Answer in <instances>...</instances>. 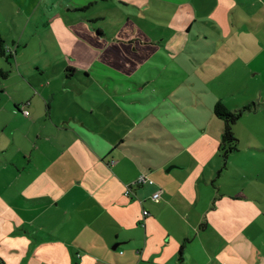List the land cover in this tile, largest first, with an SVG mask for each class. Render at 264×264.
I'll list each match as a JSON object with an SVG mask.
<instances>
[{"label":"crops","instance_id":"0c3cea01","mask_svg":"<svg viewBox=\"0 0 264 264\" xmlns=\"http://www.w3.org/2000/svg\"><path fill=\"white\" fill-rule=\"evenodd\" d=\"M61 1L42 0V17L60 14ZM63 1L72 2L78 11H90L78 18L91 25L93 16L100 18L96 15L100 11L89 9L107 0ZM190 1L123 0L125 7L133 9L126 12L124 23L144 14L154 19L139 21L179 24L181 21H175L171 14H181L183 9L193 12ZM82 6L87 7L79 9ZM0 7L12 8L13 3L0 0ZM84 27L87 28L85 23ZM16 28L14 17H0V35L7 49L14 52L10 63L0 56V70L7 71L5 77L0 75V248L18 256L19 248L26 246V254L18 256L23 264H244L236 252L242 246L244 232L264 227V206L260 203L264 201L263 97L224 104L229 110L253 105L234 123L238 149L223 158L220 170L210 159L211 154L220 158L218 144L223 125L216 122L220 119L213 111L208 114L216 125L209 134L206 127H196L194 121L173 110L163 98L156 115L164 136L169 137L164 152L172 155L152 166L127 153L128 148H141L126 142L129 130L123 127L127 116L122 112L126 109L115 106L116 120H120L117 129L111 126V117H99L94 109L88 113L90 122L73 115L67 117L66 110L56 114L52 111V100L58 93L55 87L68 88L61 77L67 68L72 69L66 78L82 71L101 86L96 89L115 101L128 100L123 96L128 81L122 77L126 70L124 58L131 57L132 46L140 51L137 41H149L132 35L125 26L111 34L102 27H88L95 31L93 42L80 40L92 56L90 63L83 68L65 65L56 73L59 80H54L44 79L41 64L24 66L18 62V48L23 42L18 33L17 39L14 37ZM33 34L34 31L30 33ZM27 45L24 42L22 48ZM108 55L122 56L121 65L99 59ZM240 60L244 67L250 66L254 52H242ZM251 72L254 75L252 68ZM92 99L89 96L96 107L110 108L107 102ZM25 109L28 115L23 113ZM230 166L235 168L234 173ZM172 172L176 176H170ZM141 173L154 183L132 184ZM233 174L236 183L239 179L244 183L229 184L230 180H224ZM213 176L222 179L224 186H217L211 202L209 184ZM157 190H162L161 196L154 201L151 195ZM143 211L147 214L143 215ZM0 261L5 264L2 258ZM246 263L257 264V260L247 259Z\"/></svg>","mask_w":264,"mask_h":264},{"label":"rangeland","instance_id":"374dc122","mask_svg":"<svg viewBox=\"0 0 264 264\" xmlns=\"http://www.w3.org/2000/svg\"><path fill=\"white\" fill-rule=\"evenodd\" d=\"M11 1L12 8L0 7V17H14L17 30L13 31V35L16 39V33L22 36L23 43L18 48L17 60L24 63V66L41 64L44 79L55 78L58 69L65 65H76L79 68L88 66L92 56L86 44L80 40L93 42L95 31L88 27H102L105 33L111 34L118 27L125 26L131 29L132 35H140L149 41H137L140 51L132 46L129 52L131 57L124 58L126 70L122 77L128 81L125 83L123 96L128 100L115 101L108 93L105 92V95L101 89H96L101 87L99 84L86 78L82 71H77L71 78H62L66 80L68 88L61 85L58 90L55 87L58 93L52 100V111L56 114L66 110L67 117L73 115L90 122L88 113L90 109H94L99 117H111V126L117 129V122L120 120H116L118 111L115 106L126 109L127 111H122L127 116V119L123 118V127L126 131L129 130L126 142L141 148L139 151L128 148L127 153L152 166L163 163L165 157L170 158L172 155L164 152L169 137L164 136L165 130L156 115L161 110L163 98L173 110L194 121L196 127H206L209 134L214 132L216 125L207 116L213 111L216 101L222 100L225 102L223 104L230 106L241 103L243 98L254 96L264 99V0H191L193 12L183 9L181 14H171L175 21H181L179 24L139 21L140 18L153 17L144 14H139V19L132 17L130 22L124 23L126 12L133 9L125 7L123 0L99 1L97 7L89 9L100 11L96 14L100 18L93 16L91 25L83 18H78L80 14L90 11H78L72 2L62 0L59 5L60 14L44 18L39 6L42 0ZM151 9L147 8L148 11ZM32 31L34 34L31 36ZM151 41H157L158 44ZM24 42L28 43L26 48H22ZM108 51L111 52V49ZM242 52H254V61L250 66L244 67L240 60ZM99 59H109L110 64L117 67L122 63V56H99ZM36 89L41 92V89ZM89 96L93 98L92 101L107 102L110 108L96 107L89 101ZM260 120L263 121L261 118ZM216 122L222 125L224 123L221 119H216ZM215 153L217 154V150ZM218 155L221 159L213 154L210 159L212 165L220 170L218 166H223L225 161L219 150ZM169 166L164 172L167 173ZM230 168L234 173L235 168ZM176 174L172 172L170 176ZM161 175L166 176L162 171ZM224 180L235 184V174ZM242 183L244 181L239 179L238 185ZM219 184L224 186L222 179L213 176L209 184L211 202ZM260 203L264 206V201ZM261 220L264 226V214ZM245 235L249 237L248 241L245 240ZM212 236L213 232L210 231L208 238L211 239ZM26 248L20 247L18 256H24ZM236 252L241 255L244 264H247V259L254 261V258L257 264H264V227L257 232H244L242 246ZM0 254V259L5 264H23L10 251L0 248Z\"/></svg>","mask_w":264,"mask_h":264},{"label":"trees","instance_id":"16d2710c","mask_svg":"<svg viewBox=\"0 0 264 264\" xmlns=\"http://www.w3.org/2000/svg\"><path fill=\"white\" fill-rule=\"evenodd\" d=\"M87 6H82L79 9H84ZM99 33L100 30H98ZM0 56H2L7 63H10V60L14 57V52L7 49V46L5 44L4 39L0 35ZM72 68H67V70L63 71L61 73V77H67L69 75V72ZM7 74V71L0 70V75L4 76ZM252 103L249 105H245L239 109L235 110H229L223 103L216 102L213 106V113L216 117L223 120V127L221 129V135H220V142L218 144V150L220 151L223 158H226L227 155L232 152L236 151L237 148V139L234 136L233 133V125L238 119L239 115L243 111L250 110ZM183 245L180 246L179 250V256L182 253ZM0 264L2 262L0 261Z\"/></svg>","mask_w":264,"mask_h":264},{"label":"built area","instance_id":"2783aa9c","mask_svg":"<svg viewBox=\"0 0 264 264\" xmlns=\"http://www.w3.org/2000/svg\"><path fill=\"white\" fill-rule=\"evenodd\" d=\"M25 115H28L29 114V111L27 109L24 110L23 112ZM114 162H110V164H113ZM153 180L151 178L148 177V175L146 174H139V176L135 179V181L132 183L134 185H139V184H153ZM161 191L162 190H157L156 192H154L152 195H151V198L152 200L154 201H158L159 198H160V194H161ZM129 192V188L127 189L126 193ZM147 214V211H144L143 212V215H146Z\"/></svg>","mask_w":264,"mask_h":264}]
</instances>
